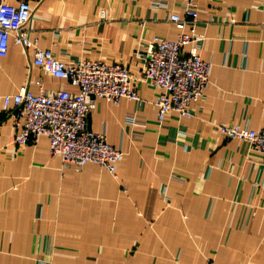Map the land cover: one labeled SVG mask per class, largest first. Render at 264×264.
I'll return each mask as SVG.
<instances>
[{"label": "crops", "instance_id": "crops-1", "mask_svg": "<svg viewBox=\"0 0 264 264\" xmlns=\"http://www.w3.org/2000/svg\"><path fill=\"white\" fill-rule=\"evenodd\" d=\"M21 1L40 49L66 65H124L147 106L98 100L89 117L125 152L116 177L94 164L64 167L47 137L18 146L4 96L38 93V81L49 94L78 90L11 43L0 58V264H264L261 155L218 131L264 130V0H194L209 84L189 118L173 112L162 125L160 91L142 71L150 41L179 35L169 17L186 19L182 0H5ZM132 115L147 127L130 125Z\"/></svg>", "mask_w": 264, "mask_h": 264}, {"label": "built area", "instance_id": "built-area-1", "mask_svg": "<svg viewBox=\"0 0 264 264\" xmlns=\"http://www.w3.org/2000/svg\"><path fill=\"white\" fill-rule=\"evenodd\" d=\"M182 1L187 20L176 14L169 17L179 35L175 39L155 37L150 41L142 71L144 80L160 91L154 106L161 125L173 112L189 118L190 105L203 99L211 75V63L204 61L200 54L202 39L196 31L199 12L194 0ZM32 15L31 5L26 1L10 5L0 0V58L7 57L11 43L31 50L36 67L55 79L66 81L78 92L49 94L38 81L35 83L38 93L23 87L17 94L4 96L3 112L13 121L15 144L26 147L47 137L51 156L61 157L64 167L81 169L94 164L116 177V165L123 160L125 152L109 144L105 134L91 130L89 117L98 100L119 105L126 99L133 101L140 111L147 103L134 88L131 73L124 65L90 60L66 65L53 52L40 49L25 31ZM101 16L104 18L105 13ZM128 123L138 129L147 127L146 120L139 115L129 117ZM218 131L227 139L248 144L261 155L264 167V130L221 124Z\"/></svg>", "mask_w": 264, "mask_h": 264}]
</instances>
